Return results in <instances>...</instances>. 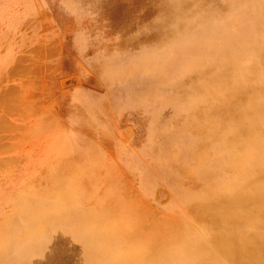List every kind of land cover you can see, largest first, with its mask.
Here are the masks:
<instances>
[{"label": "rangeland", "instance_id": "rangeland-1", "mask_svg": "<svg viewBox=\"0 0 264 264\" xmlns=\"http://www.w3.org/2000/svg\"><path fill=\"white\" fill-rule=\"evenodd\" d=\"M263 2L0 0V97L12 92L11 86L18 89L14 90L15 99L10 98L14 93L6 95L5 98L12 99L8 102L4 96L0 98V122L7 124L0 123V215L9 212L22 183L27 185L34 180L31 184L41 188L47 184L45 174L64 165L57 150L60 136L75 150L76 153L71 151L73 158L84 159L86 150L98 156L106 179L110 178L109 182L97 178L100 194L107 183L113 187L119 181L117 187L125 193L123 199L146 209L150 219L192 224L193 214L188 209L191 201L181 191L198 190L204 177L188 161L189 154L179 150L177 141L182 136L188 146L207 142L210 153L216 143L209 137L207 126L217 127V133L223 131L218 127L220 117L205 116L220 102L213 96L212 87L202 84V78L197 76L200 62L184 72L178 60L175 64L179 67L172 74L157 75L153 81L158 93L150 95L148 102L141 100L142 92L148 88L143 78L129 80L127 95L125 81L113 78L105 66L112 70L143 54L169 53L182 33H193L192 30L207 24H214L223 32L227 20L236 24L237 17L242 16L248 23L252 14L264 13ZM238 12L242 15L238 16ZM260 21L262 35L254 39V55L246 58L247 64L243 65L256 60L255 75L248 69L245 81L238 76L242 66H232L228 87L239 89L238 93L228 96L226 92L221 96L228 101L223 118L231 120L234 127L244 122L237 115V106L246 103L264 85V19ZM218 56L204 58L210 63ZM35 79L40 82H34ZM262 99H258V106ZM5 125H9L8 130ZM220 153L217 158L226 157ZM179 155L180 160L176 161ZM227 176L226 171L216 175L221 179ZM260 179H264V172ZM12 195V201L5 200ZM97 205L93 198L85 200L81 207ZM192 225L197 237L200 227ZM225 264L235 263L225 260Z\"/></svg>", "mask_w": 264, "mask_h": 264}, {"label": "bare ground", "instance_id": "bare-ground-1", "mask_svg": "<svg viewBox=\"0 0 264 264\" xmlns=\"http://www.w3.org/2000/svg\"><path fill=\"white\" fill-rule=\"evenodd\" d=\"M237 19L236 24L227 20L223 32L214 24L194 27L193 33L185 32L177 38L169 53L154 51L112 70L111 66H105L106 70L113 78L125 81L123 88L127 95L129 80L143 78L148 88L142 92L141 100L148 102L150 95L158 93L153 81L157 75L172 74L178 60H181L178 67L184 72L200 62L197 76L202 78V84L212 87L213 96L222 103L223 93L233 96L239 90L228 87L229 69L240 64L238 76L246 81L245 73L249 69L251 75H255L258 65L253 60L243 66L247 64L246 58L254 55L251 52L254 39L262 35L258 24L264 19V13L252 14V21L248 23L242 16ZM226 51L230 53L221 57ZM209 55L219 56L207 63L204 56ZM11 90L9 94L14 93L10 97L13 98L18 89L14 91L11 86ZM9 94H1L8 99L6 102L12 100L5 98ZM259 98L263 99L258 106ZM220 103L205 113L208 119L220 117L218 127L223 128L217 133V127L207 126L209 137L216 143L213 151L209 153L207 142L188 146L182 136L177 141L179 150L189 154L188 161L204 177L198 190L181 191L184 198L191 201L188 209L193 220L190 221L200 227L197 237L192 224L150 219L146 209L135 206L134 202L127 203L122 197L124 192L117 187L119 181L113 187L107 183L100 194L97 178L107 182L110 178L106 179L98 156L86 150L84 159L73 158L71 151L75 150L58 136L57 150L64 165L46 173L43 179L47 184L41 188L31 184L34 180L27 185L22 183L13 205H8L9 212L0 215V264H225V260L235 264H264V179H260L264 172V85L246 103L237 106V115L244 118L240 127H234L231 120L223 118L228 101L224 100L221 107ZM8 126L3 128L8 130ZM218 152L226 157L217 158ZM224 171L229 172V178L216 177ZM14 197L8 196L5 200L12 201ZM93 198L98 205L82 209L81 204Z\"/></svg>", "mask_w": 264, "mask_h": 264}]
</instances>
